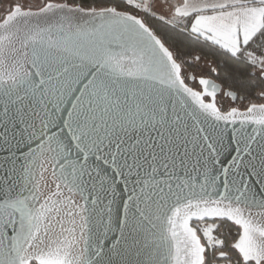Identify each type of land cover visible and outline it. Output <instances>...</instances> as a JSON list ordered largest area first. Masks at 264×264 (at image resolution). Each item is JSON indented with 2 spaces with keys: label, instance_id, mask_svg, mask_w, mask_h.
I'll return each instance as SVG.
<instances>
[{
  "label": "snow or ice",
  "instance_id": "snow-or-ice-1",
  "mask_svg": "<svg viewBox=\"0 0 264 264\" xmlns=\"http://www.w3.org/2000/svg\"><path fill=\"white\" fill-rule=\"evenodd\" d=\"M0 264H264V0H0Z\"/></svg>",
  "mask_w": 264,
  "mask_h": 264
}]
</instances>
